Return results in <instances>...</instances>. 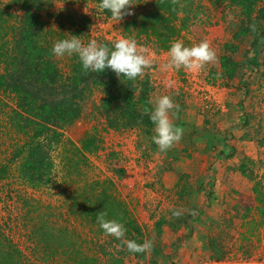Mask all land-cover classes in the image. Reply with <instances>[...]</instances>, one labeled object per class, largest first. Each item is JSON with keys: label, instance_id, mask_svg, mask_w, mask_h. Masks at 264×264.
<instances>
[{"label": "rangeland", "instance_id": "1", "mask_svg": "<svg viewBox=\"0 0 264 264\" xmlns=\"http://www.w3.org/2000/svg\"><path fill=\"white\" fill-rule=\"evenodd\" d=\"M154 2L132 0L133 15L118 22L92 0H48L41 21L46 30H55L53 44L70 34L85 44L100 38L114 42L123 36V24L151 10ZM11 12L17 24L22 13L17 8ZM180 17L187 18L186 27L176 40L188 47L210 40L218 57L214 64L199 72H162L168 51L157 50L151 39H134L155 54L154 66L143 75L152 86L149 100L167 94L180 105L173 122L184 129L181 140L160 152L152 140L154 126L150 132L102 131L103 95L93 89L79 117L60 132L78 145L96 126L103 136L102 152L87 156L74 169L66 162L68 146L58 145L49 152L53 167L46 183H26L18 162L0 181V230L20 252V264H71L76 260L73 252L93 256L86 264H116L119 259L121 264H264V224L254 210L253 194L256 183L264 185V40L238 36L245 17L230 0H192ZM257 30L264 34V19ZM222 56L238 63L230 80L221 76ZM69 58L53 54L62 76L68 73ZM168 79L174 81L171 89L165 87ZM0 100L1 166L24 137L7 125V114L15 106L12 96L0 94ZM105 181L112 182L120 200L128 201L142 229V243L153 242L144 258L127 254L126 246L112 237L95 236L94 228L72 213L77 188ZM181 209L180 217L173 216V210ZM43 224L52 235L47 244L37 243ZM64 233L67 238L62 239ZM187 234L190 237L173 250L177 239Z\"/></svg>", "mask_w": 264, "mask_h": 264}, {"label": "trees", "instance_id": "2", "mask_svg": "<svg viewBox=\"0 0 264 264\" xmlns=\"http://www.w3.org/2000/svg\"><path fill=\"white\" fill-rule=\"evenodd\" d=\"M92 1L101 3V0ZM46 2L48 0H0V94L12 96L15 106L7 114V125L24 137L22 142L14 145L7 164L0 166V181L8 173L9 167L18 162L19 176L33 187L49 179L53 167L49 152L53 147L68 146L70 158L66 162L74 165V169H77L79 162L86 161L87 156L102 149L103 136L96 126L85 132L78 145L64 140L60 132V128L70 125L79 117L81 104L93 89H100L103 95L100 110L105 126L102 131L136 128L150 132L154 126L149 115L145 114V109L152 107L148 103L152 87L148 76L128 80L124 76L117 77L111 69L101 73L86 72L76 55L69 58L68 73L64 76L59 73L52 53L55 30H46L41 21ZM191 2L178 0L173 5L171 0H155L151 10L136 14L123 24V36L145 37L154 41L157 50L169 51L171 42L186 27L187 18L180 16ZM230 3L242 9L245 17L246 24L241 27L238 36L252 34L255 41L264 40V34L258 30L253 32L249 27L253 22L258 27L264 19V0H230ZM13 8L22 13L17 24L12 20ZM67 20L73 21L70 16ZM71 25H74V21ZM96 40L110 49L113 47L112 41L103 38ZM220 68L222 78L230 80L236 74L238 63L230 56H222ZM253 194L254 210L260 224H264V185L256 183ZM103 209L107 211L108 219H116L124 224L126 239L142 243V229L128 205L115 193L112 182L85 183L72 193V213L83 217L94 228L97 237H107L96 222V213ZM37 233V243L47 244L52 240L44 224ZM61 237L67 238L66 233ZM189 237L187 234L178 238L173 250ZM112 238L122 245L120 240ZM126 253L145 257L144 253H132L127 248ZM72 256L76 260L71 264L94 261L93 256L88 254L77 255L73 252ZM19 260L20 252L0 230V264H20ZM121 262L119 259L116 264Z\"/></svg>", "mask_w": 264, "mask_h": 264}, {"label": "clouds", "instance_id": "3", "mask_svg": "<svg viewBox=\"0 0 264 264\" xmlns=\"http://www.w3.org/2000/svg\"><path fill=\"white\" fill-rule=\"evenodd\" d=\"M173 5L178 0H171ZM134 6L132 0H101L99 9L107 10L111 13L112 19L121 21L125 16L133 15L131 7ZM175 10V9H174ZM255 32L257 26L255 22L249 25ZM52 53L56 57L78 56L84 71L101 73L105 69H111L117 77L124 76L128 80H135L144 75L145 69H151L154 66V53L147 47L138 45L136 39L121 36L114 41L110 49L106 44H100L96 39H91L85 44L80 36L71 35L68 39L57 40L52 47ZM167 62L160 65L162 72L172 70L179 71L184 69L188 72H199L208 64H214L218 57L216 50L212 47L210 40L202 39L199 43L192 46H185L181 40L171 42L167 53ZM165 87L171 89L174 81L166 80ZM152 105L151 109H145V114L149 115L150 121L154 125L153 142L157 145L160 152H167L183 136L184 129L174 124L170 117V112L176 116L180 110V105L174 103L172 96L161 95L148 102ZM175 109V112H173ZM173 216L180 217L183 210H173ZM99 227L106 236L115 237L120 240L122 245L132 253H147L153 247L151 240H145L142 244L135 240L126 239L127 229L124 224L116 219H108V213L105 209L96 213Z\"/></svg>", "mask_w": 264, "mask_h": 264}, {"label": "built area", "instance_id": "4", "mask_svg": "<svg viewBox=\"0 0 264 264\" xmlns=\"http://www.w3.org/2000/svg\"><path fill=\"white\" fill-rule=\"evenodd\" d=\"M104 147H103V144H102V149H103ZM105 148L107 149V147L105 146ZM102 149L99 151V152H102ZM99 152H97V153H99ZM93 155H95V154H93ZM126 200V199H125ZM126 204H128V201L126 200ZM218 263H221V262H217V264ZM216 264V263H215Z\"/></svg>", "mask_w": 264, "mask_h": 264}, {"label": "crops", "instance_id": "5", "mask_svg": "<svg viewBox=\"0 0 264 264\" xmlns=\"http://www.w3.org/2000/svg\"><path fill=\"white\" fill-rule=\"evenodd\" d=\"M170 117L173 119V121H174V117H173V115H172V113L170 112ZM217 181H218V179H217ZM217 181H216V183H217Z\"/></svg>", "mask_w": 264, "mask_h": 264}]
</instances>
